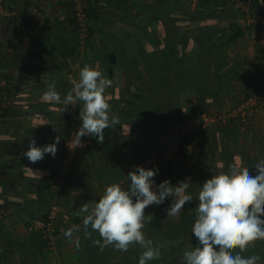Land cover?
<instances>
[{
    "label": "trees",
    "instance_id": "1",
    "mask_svg": "<svg viewBox=\"0 0 264 264\" xmlns=\"http://www.w3.org/2000/svg\"><path fill=\"white\" fill-rule=\"evenodd\" d=\"M87 3L86 35L80 38L77 27H74L77 35L74 48L76 43L80 46V41H83V64H94L113 81L111 93L105 95L111 104L110 115L120 120L119 125L110 129L115 137L110 140L105 138L100 148L107 150L109 157H114L110 161L113 166L121 158L118 155L124 147L126 153L123 152L129 155L133 170L134 165L140 163L145 169H158L154 178L156 186L164 180H170L171 184L174 181L177 183L183 168L193 169L186 175L191 179L192 184L187 191L193 196V201L186 203L179 215L173 217L167 216V208L161 210L164 203L158 205L160 210L157 206L150 208V211H145L148 217L143 229L146 238L151 239L160 251V257L150 264H184L183 252L197 244L191 228L198 203L196 197L202 184L211 178L212 172L227 171L231 164L239 165L235 161L236 148L240 151L241 160L247 163V168L251 164L249 151L238 147V143L232 140L236 133L235 126L243 130L235 118L217 120L209 127H198L180 138L176 128L184 124L189 116L221 112L218 107L221 105L222 92L231 85L226 79V47L237 31L227 34L226 38H219L214 33L208 35V32L215 31V26L208 24L207 20L218 19L214 11L209 12L206 8L213 4L221 7L220 0H115L111 9H106V5L110 4L108 0H87ZM69 5L71 21L75 26L71 0ZM250 12L255 14L251 9ZM254 93L257 92L245 93L243 96ZM3 96L6 93L0 87V102ZM243 96L229 109L236 106ZM80 106L79 103L72 107L69 105L61 111L60 138L68 136L72 124L77 122L81 126L78 118ZM7 112L0 108V117H4ZM169 120H172V126L168 129ZM123 125L129 126V131L124 135L121 133ZM89 139L93 145L85 148H92L96 144L93 139ZM149 150L154 151L151 153L153 156L148 153ZM169 151L171 154L167 155ZM195 151L200 161L197 158L196 161L189 160ZM64 155L60 146L59 153L54 157L57 167L52 171V178H57L58 166ZM146 159H150L147 164ZM178 169L180 172L176 176L175 171ZM165 199H170L172 203V198ZM51 202L47 200L41 224L44 225L48 220L52 222L54 239L56 218L48 219L50 209L54 208ZM41 229L33 244L43 255L44 251L51 249L47 248L49 238L42 234ZM79 233L85 249L83 264H138L142 252L138 244L132 245L127 252L113 247L100 251L93 244V240L100 239L97 232L85 238L82 226ZM11 249L8 240H0L1 259L4 252L10 255ZM242 254H257L264 261V245L257 243ZM7 264H11L9 258Z\"/></svg>",
    "mask_w": 264,
    "mask_h": 264
},
{
    "label": "crops",
    "instance_id": "2",
    "mask_svg": "<svg viewBox=\"0 0 264 264\" xmlns=\"http://www.w3.org/2000/svg\"><path fill=\"white\" fill-rule=\"evenodd\" d=\"M114 1L108 0L110 4L106 5V9L113 8ZM220 1L221 7H215L213 4L206 8L209 12L214 11L213 14L217 15L218 19L207 20L208 24L215 26V31L208 32V35L214 33L219 38H226L227 34L237 31L235 38L227 42L226 47V79L233 87L229 86L222 92L221 105L218 107L222 112L225 100L228 101L239 91L242 92V89L260 92L264 57L252 30L240 28L241 31H238L239 28L236 29L229 23L232 22V13L236 12L234 17L240 16L238 11L233 12L240 6L228 3L229 0ZM241 1L248 3L252 12L264 14V0ZM69 2L70 0H2L0 87L4 89L6 96L1 98L0 108L8 112L4 117H0V240L9 241L12 253L8 257L7 252H4L0 264H7V258L11 264H83L85 249L79 231L83 226V215L86 214L81 213L78 216L76 213L85 203L91 209L102 196L106 186L120 183L121 187L127 188L129 184L126 174L130 171L128 167L131 159L125 154V148L123 147L118 155V158H121L118 162L115 161L116 165L113 166L110 161L114 157H109L107 150L100 148L96 137H89L96 144L92 148H84L82 153L74 158L69 174L63 180L52 178L57 160H54L51 154H45L43 160L37 163H31L22 155L28 150V145L33 139L36 145L41 147L55 142V137L60 134L58 130L59 123L62 122L61 111L66 110L63 99L78 81L79 71L85 65L83 41H80V46L76 43L74 48L77 35L71 21ZM84 2L87 6V0ZM226 18L227 20H222ZM234 21H237L236 17ZM88 65L94 67V64ZM52 81L56 82V90L61 95L59 104L43 99V93ZM110 93L111 87L105 94ZM217 100L219 101L218 98ZM232 106L233 104L229 105L228 109ZM253 123L254 134L257 133L255 142L258 147H264L261 113L255 114ZM126 126H122L123 135L129 131V126ZM179 127L180 124L176 128ZM235 127L236 133L232 140L242 148L241 140L246 135L244 130ZM110 129H105L104 133L105 138L109 140L115 137L110 133ZM59 147L57 144V153ZM191 157L192 155L189 156L190 161ZM254 158L250 166L248 165L252 175L256 171L254 165L264 158V154L262 156L256 152ZM235 159L237 163L240 162L239 166L247 168L239 152ZM201 160L204 162V159ZM47 200L52 201L56 212V234L53 248L41 255L33 242L37 240ZM69 228L73 229L74 240L79 238V248L65 238L64 232ZM256 243L264 245V241ZM259 264H264V261L260 260Z\"/></svg>",
    "mask_w": 264,
    "mask_h": 264
},
{
    "label": "clouds",
    "instance_id": "3",
    "mask_svg": "<svg viewBox=\"0 0 264 264\" xmlns=\"http://www.w3.org/2000/svg\"><path fill=\"white\" fill-rule=\"evenodd\" d=\"M112 84L113 81L97 68L85 64L80 69L78 81L63 99L66 108L81 105L78 118L82 123L73 136L74 147L81 146V138L85 136L96 137L97 143L103 144L105 129L120 124L118 117L110 115L111 104L105 95ZM43 99L49 103L61 102L55 81L48 84ZM60 139L56 136L54 143L42 147L33 139L22 155L31 163L43 160L45 154L54 158ZM254 168L256 175L253 176L248 168L231 164L227 171L212 172L211 178L202 184L191 228L197 244H190L191 247L183 252L184 264H259V255L242 254L254 247L255 242L264 241V159ZM157 174L158 169L134 166L127 175V188L112 183L106 186L91 209L87 203L83 204L76 215L86 214L82 218L85 238L97 232L100 239L93 240V244L100 251L113 247L127 252L132 245L138 244L142 249L138 264H150L158 259L159 249L143 231L148 217L145 209L153 204L161 205L170 197L172 203L166 209L167 216H178L186 203L193 201V196L187 191L192 184L190 178L179 181L176 186L170 180L156 186ZM64 236L79 248L80 240H74L72 228L67 229Z\"/></svg>",
    "mask_w": 264,
    "mask_h": 264
},
{
    "label": "built area",
    "instance_id": "4",
    "mask_svg": "<svg viewBox=\"0 0 264 264\" xmlns=\"http://www.w3.org/2000/svg\"><path fill=\"white\" fill-rule=\"evenodd\" d=\"M232 3H237V0H229ZM72 9L74 12V17L76 19L75 28L77 27V32L79 37L83 38L86 35L87 31V20L85 14V4L82 0H71ZM2 0H0V11L2 10ZM242 16L240 22H242V29L252 30V35L258 45L262 48V53L264 56V14H251L249 5H242L240 7ZM261 90L259 93H254L250 95L243 96L242 99L234 106L232 109L227 110L226 112L220 113H207L203 112L197 117L189 116L185 119V125L179 127L178 134L179 137H184L189 133L195 131L198 127H209L212 124L216 123L217 120H225L228 117L235 118L243 130L249 131L254 126L253 118L256 113H261L263 117L264 125V67L262 71L261 78ZM73 116V115H72ZM74 123V121H73ZM172 126V120L168 121V129ZM79 125L77 123L72 124L68 136L61 137L59 145L62 150L65 152V155L61 159L58 166V176L57 180H63L67 173L70 171V164L73 162L74 158L82 153L83 149L87 146H92L93 143L88 137L81 138L82 145L74 147L72 139L74 134L78 131ZM170 157V156H169ZM150 159H146L145 164H147ZM135 166V165H134ZM136 166H143L142 163ZM55 216V209L52 207L48 214V219L53 220ZM42 228V229H41ZM43 235L48 236L49 240L47 242V248H53V224L48 220L44 225L41 224L40 228Z\"/></svg>",
    "mask_w": 264,
    "mask_h": 264
},
{
    "label": "rangeland",
    "instance_id": "5",
    "mask_svg": "<svg viewBox=\"0 0 264 264\" xmlns=\"http://www.w3.org/2000/svg\"><path fill=\"white\" fill-rule=\"evenodd\" d=\"M82 2L85 4V2H84V0H82ZM228 3H232L231 1H228ZM233 5H236V6H242V5H249L248 3H244V2H242L241 0H237V3H232ZM231 4V5H232ZM237 10H233V12L234 11H238V13L240 14V16L238 17V15L237 16H235L236 17V19H237V21L235 22L234 20H235V17H234V14L236 13V12H234V14L232 13V15H233V17H230V20L232 19V22L231 21H229V23L231 24V25H234L235 26V28L237 29V28H242L241 26H242V22H240V19H241V14L242 13H240L241 12V10H240V8H236ZM229 15V14H228ZM222 20H227V18L226 19H222ZM234 28V29H235ZM236 31V30H235ZM252 36V35H251ZM262 57H263V53H262ZM261 71H263V69L261 68ZM261 78H262V73H261ZM261 78H260V83H261ZM237 84L235 83V86H236ZM231 87H233V84L231 83V85H230ZM244 89H242V92L241 91H239L236 95H233V97H231L228 101H226L225 100V102L223 103V105H224V107H222V112H226L227 110H228V106L229 105H231V104H235L236 102H237V100L241 97V96H243L245 93H249L250 91H248V90H244ZM264 100V99H263ZM222 105V106H223ZM195 117H197V115H195ZM184 125L183 124H180V127H183ZM245 132V135H246V137H243L242 138V146H243V148H245L246 150H248L249 151V154L250 153H252L251 155V162L255 159L254 157H255V154H256V152H259L262 156H263V154H264V147H262V146H259L258 147V145L256 144V139H254V138H256V135H257V133H255L254 134V132H255V125L252 127V129L250 130L249 129V131H244ZM247 133V134H246ZM248 136V137H247ZM89 138V137H88ZM180 138V137H179ZM264 144V143H263ZM259 149H260V151H259ZM174 150V149H173ZM236 151L237 152H240L239 150H237V148H236ZM148 153H150V155H152L151 153H154V151H148ZM197 152L195 151V153H193L192 155V160H194V161H196V156H197V154H196ZM254 153V154H253ZM171 154V151H169L168 152V154L167 155H170ZM153 156V155H152ZM197 159H199V158H197ZM264 159V158H263ZM242 162H244V164L245 165H247V163L244 161V159L242 160ZM240 163V162H239ZM132 167V164H130L129 165V167H128V169L130 170V171H133V167ZM175 168H176V166H175ZM132 169V170H131ZM129 171V172H130ZM180 171H179V169L177 170V171H175V175H176V173H179ZM186 172V173H185ZM189 174V169L188 168H183V170H182V172H180L179 173V176L178 175H176V176H178V181L177 182H179V181H183L184 179H186L187 178V176L186 175H188ZM126 175H128V173L126 174ZM254 175H256V171H255V173H253V176ZM176 184V182L174 181L173 183H172V185L174 186ZM171 200L169 199V200H167V199H165V201H164V206L161 208V210L162 209H164V207L165 208H168L170 205H171V202H170ZM155 206H157L158 208H159V206L158 205H155V204H153V205H151V206H149V207H147L146 209H145V211H150L151 209L150 208H154ZM166 206H168V207H166ZM156 207V208H157ZM158 210H160V208L158 209ZM162 212V211H161ZM161 214V213H160ZM159 214V215H160ZM158 215V216H159ZM154 217V216H153ZM152 217V218H153ZM156 217V216H155ZM257 244V243H256ZM263 245V244H262ZM102 257H105L103 254H102Z\"/></svg>",
    "mask_w": 264,
    "mask_h": 264
}]
</instances>
